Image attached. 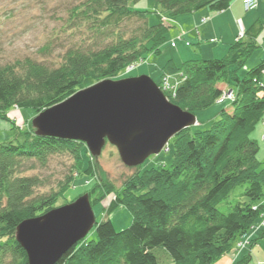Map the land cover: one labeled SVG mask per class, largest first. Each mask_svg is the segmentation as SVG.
I'll list each match as a JSON object with an SVG mask.
<instances>
[{"label": "trees", "instance_id": "obj_1", "mask_svg": "<svg viewBox=\"0 0 264 264\" xmlns=\"http://www.w3.org/2000/svg\"><path fill=\"white\" fill-rule=\"evenodd\" d=\"M140 1L84 0L72 8L69 26L86 33L85 46L68 47L56 66L32 58L0 64V120L11 130L18 129L12 140L0 143V264H27L15 240L17 226L55 209L74 178L92 177L94 167L83 143L37 137L31 121L21 130L7 112L32 109L37 115L82 89L86 80L114 79L148 54H160L170 27L161 14L153 12L151 24V12L131 9ZM231 1L154 3L172 16H181L202 10L223 12ZM133 18L144 25L139 35L125 37L120 27ZM256 32L245 35L255 37ZM257 48L239 40L219 59L189 60L178 67L172 61L165 64L161 74H172L175 83L171 93H163L170 103L196 116L215 105L223 94L218 85H224L236 91L232 112L221 110L207 130L190 128L174 136L168 167L141 170L138 166L116 192L112 185L98 181L86 192L91 206L113 193L108 212L125 207L132 214L131 225L116 232L110 220L96 223V241L86 236L56 264H159L155 249L164 250L173 264H213L232 251L263 211L259 202L264 197V167L258 161L259 145L250 135L264 122V60L244 70ZM52 50L47 44L39 53L48 55ZM55 155L69 156L72 171L56 191L39 194L41 180L24 173L35 163L46 166ZM229 198L228 212H220L218 205Z\"/></svg>", "mask_w": 264, "mask_h": 264}, {"label": "rangeland", "instance_id": "obj_2", "mask_svg": "<svg viewBox=\"0 0 264 264\" xmlns=\"http://www.w3.org/2000/svg\"><path fill=\"white\" fill-rule=\"evenodd\" d=\"M82 1L84 0H0V64H5L17 59L32 58L37 61H42L47 65L56 66L57 63L60 62L61 55L68 47L77 48L79 46H85L84 42H86V40H83V37L86 38V33L83 30L77 31V29L69 26L70 10ZM131 9L151 12V15L148 17L151 24L155 23L153 12L161 14L164 25L169 27L172 26L173 28L168 29L166 41L160 48V54H148L145 60L139 61L133 66L128 67L111 80L116 81L147 76L154 82L160 83V90L164 94H168L170 91L167 92L168 86L166 85L165 77H172L173 75L168 73L164 75L161 74V69L168 61L173 60V65L178 67L183 62L197 60L198 57L207 59L208 51H211L212 48L224 45H213L209 38H205L206 40L203 38V43H197V41H199L197 37L195 40L191 39L184 44V26L187 27V25L189 26L192 23L194 29V21L190 20V22H187V20H185L183 24H175L174 19L177 18V16H172L164 12L160 6L154 3V0H142L131 5ZM181 16L185 18L187 15ZM203 22H205V19L201 20V23ZM143 23V21L135 18L125 21L120 27V33L125 37L137 36L144 25ZM175 35L176 37L173 38ZM179 36H181L180 39ZM237 36L239 37V32ZM171 39L174 40L171 41ZM47 44L51 45L53 48L51 53L48 55L40 54L39 50ZM176 44L177 47H175ZM191 55H193L194 59L190 58ZM172 82L173 81H171V83ZM95 83H97V81L91 79L86 80L82 89L92 86ZM164 84L166 85L165 91L162 89ZM223 93L227 94V96L231 94L233 98L231 101L226 97V101L224 102H229L231 104L236 98V91L233 88L231 90L225 89ZM216 103L221 104L220 102ZM227 106L228 105L225 104V106L223 105L219 110L221 111ZM7 114L9 119L21 130L22 128H28L29 122L36 116L32 109L12 108ZM195 117L196 124L190 127L191 131H204L209 128L210 122L219 117V111L217 117L208 123L203 124V122H201L202 118L198 115ZM0 122H3L9 127V130L0 129V142H5L6 139H8L7 141L12 140L17 134L18 129L11 130V125L9 123L2 120H0ZM26 124L28 127H26ZM250 138L257 140L259 145L258 161L262 163L261 167H264V123L258 125L255 132L250 135ZM170 141L161 152L146 159L142 164L141 170H148L159 165L168 167L172 159V145ZM90 160L92 166H94L92 168L93 176L77 175L64 196L58 201L56 208L67 205L80 196L87 194L86 192L98 183V181L112 185L115 192L119 191L124 182L136 172L135 168H128L122 164L116 148L109 143L104 146L97 160L91 156ZM72 166L73 161L69 156L55 155L49 158L46 166H39L35 163V168L29 172H25L24 176H35L39 178L43 185L38 188L36 192L39 194L49 193L58 189L59 184L71 173ZM113 197L115 198V194H108L102 201L94 204L92 210L96 223L110 220L114 230L120 232L131 225L132 214L123 206H118L116 209L108 212V206ZM230 201L231 199L229 198L227 201L218 205V210L222 213L228 212ZM262 201H264V197L260 200V202ZM260 229L262 231H260ZM256 232L259 233L255 234L256 241L253 248H257L258 252H256L262 255L264 254V208L258 220L253 224L247 234L233 245L232 251L239 252L247 249L251 245L249 241L250 235ZM87 239L89 241H96L97 236L95 227L88 233ZM239 243L242 244V248H237L236 245ZM153 252L159 264H173L164 250L155 249Z\"/></svg>", "mask_w": 264, "mask_h": 264}, {"label": "water", "instance_id": "obj_3", "mask_svg": "<svg viewBox=\"0 0 264 264\" xmlns=\"http://www.w3.org/2000/svg\"><path fill=\"white\" fill-rule=\"evenodd\" d=\"M195 124V115L170 103L147 76L99 81L31 120L35 136L81 142L93 158L109 143L128 168L141 166ZM95 225L85 194L21 222L15 240L26 254L27 264H56Z\"/></svg>", "mask_w": 264, "mask_h": 264}, {"label": "crops", "instance_id": "obj_4", "mask_svg": "<svg viewBox=\"0 0 264 264\" xmlns=\"http://www.w3.org/2000/svg\"><path fill=\"white\" fill-rule=\"evenodd\" d=\"M202 19H205V22L201 23ZM185 20H187V22H190V20L194 21L193 23H195V28L193 29L192 23L189 26L187 25V27L184 26V44H186V42L191 39L195 40L196 37L199 40L197 41V43H203V38H209L210 41H217L216 43H213V45L224 44L223 46H218L212 48L211 51H208L207 59H219L225 56L230 46L234 45L237 42V35L240 27L242 26L245 30V33L247 31H250V33H252L253 31L258 30L255 37L245 35L240 39V42L253 43L258 47L247 60L244 70H250L264 60V0H258L256 8L248 12L244 11L243 3L241 0H232L228 9L223 12L213 13L209 12L208 10H202L193 14H189L185 18H183L182 16H177V18L174 19V22L175 24H183ZM170 28L173 27L171 26ZM175 37L176 35L173 38ZM172 40L174 39H171V41ZM175 47H177V44L175 45ZM238 54L240 53H237L236 56ZM190 58L194 59L193 55H191ZM198 59H203V57H198ZM218 87L221 90L232 89L230 86L224 85ZM225 104H227L228 106L223 108L222 110L230 114L232 112V108L230 106L231 104L229 102H224L221 104L215 103L213 107L205 110L204 112L202 111L197 113L196 116L198 115L200 116V118H202L201 122H203V124L208 123L217 117L218 111L220 112L219 109L223 105L225 106ZM27 124L26 127H28ZM0 129L9 130V127L3 122H0ZM7 140L8 139H6L5 141ZM260 205H262V207L264 208V201L260 202ZM260 231L262 230L260 229ZM257 233L259 232L250 235L249 241L252 243L247 249L241 250L239 252L233 250L226 254V256L224 255L219 258V260L214 264H264V254H262L263 256L260 255V253H257V248H253L255 243V234Z\"/></svg>", "mask_w": 264, "mask_h": 264}, {"label": "built area", "instance_id": "obj_5", "mask_svg": "<svg viewBox=\"0 0 264 264\" xmlns=\"http://www.w3.org/2000/svg\"><path fill=\"white\" fill-rule=\"evenodd\" d=\"M242 3H243V8H244V11L248 12L252 9H255L257 4H258V0H241ZM244 29L243 27L241 26L240 29H239V37L237 38L238 40H240L242 37H244ZM181 36H179V39H180ZM212 44L213 43H216L217 41H214V40H211L210 41ZM262 76H263V79H264V67L262 69ZM174 78L172 77H169V76H166L165 77V82H166V85L168 86V91L169 93H171L173 91V89L175 88V83H171V81H173ZM166 85L164 84V87L162 88L164 91H165V88H166ZM226 97L227 99L229 100H233L231 94H229V96H227V94H222L221 97L217 100V102H220V103H223L224 101H226ZM264 123V122H263ZM237 248H242V244L239 243L236 245Z\"/></svg>", "mask_w": 264, "mask_h": 264}, {"label": "bare ground", "instance_id": "obj_6", "mask_svg": "<svg viewBox=\"0 0 264 264\" xmlns=\"http://www.w3.org/2000/svg\"><path fill=\"white\" fill-rule=\"evenodd\" d=\"M172 78H174L173 76H172ZM168 100V99H167Z\"/></svg>", "mask_w": 264, "mask_h": 264}]
</instances>
